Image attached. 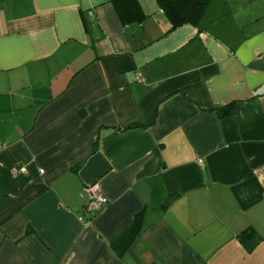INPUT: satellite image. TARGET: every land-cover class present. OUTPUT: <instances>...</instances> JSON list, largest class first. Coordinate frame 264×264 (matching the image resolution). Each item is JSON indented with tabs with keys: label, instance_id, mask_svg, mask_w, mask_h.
Here are the masks:
<instances>
[{
	"label": "crops",
	"instance_id": "0c3cea01",
	"mask_svg": "<svg viewBox=\"0 0 264 264\" xmlns=\"http://www.w3.org/2000/svg\"><path fill=\"white\" fill-rule=\"evenodd\" d=\"M137 1L0 0V264H264V0Z\"/></svg>",
	"mask_w": 264,
	"mask_h": 264
},
{
	"label": "trees",
	"instance_id": "16d2710c",
	"mask_svg": "<svg viewBox=\"0 0 264 264\" xmlns=\"http://www.w3.org/2000/svg\"><path fill=\"white\" fill-rule=\"evenodd\" d=\"M209 0H156L159 8L167 18L170 27L169 30L177 28L183 24L197 25L199 18ZM115 13L121 24L141 23L144 19L137 0H111ZM233 103L225 106L215 107L213 110L218 116L231 115L234 112ZM249 241V246H253L258 237L255 232Z\"/></svg>",
	"mask_w": 264,
	"mask_h": 264
},
{
	"label": "built area",
	"instance_id": "2783aa9c",
	"mask_svg": "<svg viewBox=\"0 0 264 264\" xmlns=\"http://www.w3.org/2000/svg\"><path fill=\"white\" fill-rule=\"evenodd\" d=\"M136 80L140 81L141 79L136 77ZM85 191L87 192L88 199L83 206V211L89 215L86 222H90L96 215V212L99 211L101 207H103L106 199L100 192L97 182L87 185Z\"/></svg>",
	"mask_w": 264,
	"mask_h": 264
}]
</instances>
